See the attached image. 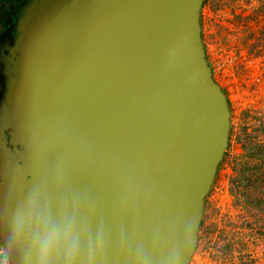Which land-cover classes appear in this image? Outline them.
Segmentation results:
<instances>
[{
    "label": "water",
    "instance_id": "water-1",
    "mask_svg": "<svg viewBox=\"0 0 264 264\" xmlns=\"http://www.w3.org/2000/svg\"><path fill=\"white\" fill-rule=\"evenodd\" d=\"M195 12L196 0H59L38 12L8 131L11 238L36 198L75 218V264L185 263L224 122ZM14 244L28 264L27 242Z\"/></svg>",
    "mask_w": 264,
    "mask_h": 264
},
{
    "label": "rangeland",
    "instance_id": "rangeland-1",
    "mask_svg": "<svg viewBox=\"0 0 264 264\" xmlns=\"http://www.w3.org/2000/svg\"><path fill=\"white\" fill-rule=\"evenodd\" d=\"M58 1L46 0V9ZM195 13L197 55L224 122L196 197L184 264H264V205H247L238 175L259 167L263 179L255 186L264 189V0H196ZM10 175V167L0 169V246L19 264L5 221Z\"/></svg>",
    "mask_w": 264,
    "mask_h": 264
},
{
    "label": "crops",
    "instance_id": "crops-1",
    "mask_svg": "<svg viewBox=\"0 0 264 264\" xmlns=\"http://www.w3.org/2000/svg\"><path fill=\"white\" fill-rule=\"evenodd\" d=\"M32 0H0V169L14 167L9 143V123L15 119L17 102L26 84L32 39L29 28L36 15L47 7ZM17 147V146H16Z\"/></svg>",
    "mask_w": 264,
    "mask_h": 264
},
{
    "label": "clouds",
    "instance_id": "clouds-1",
    "mask_svg": "<svg viewBox=\"0 0 264 264\" xmlns=\"http://www.w3.org/2000/svg\"><path fill=\"white\" fill-rule=\"evenodd\" d=\"M12 240L27 242L28 264H75L81 247V236L76 220L67 214L54 218L40 207L36 198L19 212L14 221ZM0 264H10L9 251L0 246Z\"/></svg>",
    "mask_w": 264,
    "mask_h": 264
},
{
    "label": "trees",
    "instance_id": "trees-1",
    "mask_svg": "<svg viewBox=\"0 0 264 264\" xmlns=\"http://www.w3.org/2000/svg\"><path fill=\"white\" fill-rule=\"evenodd\" d=\"M244 173L247 174V176H245ZM238 175H240V178L247 184V194L246 198H244L247 205L252 208H259L261 205H264V189L259 188L260 184L255 186L256 182L260 183L263 179L259 167H254V165L252 167H246L243 172Z\"/></svg>",
    "mask_w": 264,
    "mask_h": 264
},
{
    "label": "flooded vegetation",
    "instance_id": "flooded-vegetation-1",
    "mask_svg": "<svg viewBox=\"0 0 264 264\" xmlns=\"http://www.w3.org/2000/svg\"><path fill=\"white\" fill-rule=\"evenodd\" d=\"M46 0H32V5H35L37 3H44Z\"/></svg>",
    "mask_w": 264,
    "mask_h": 264
}]
</instances>
